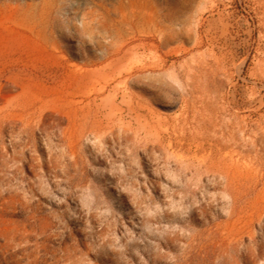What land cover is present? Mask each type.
<instances>
[{
	"label": "rangeland",
	"instance_id": "1",
	"mask_svg": "<svg viewBox=\"0 0 264 264\" xmlns=\"http://www.w3.org/2000/svg\"><path fill=\"white\" fill-rule=\"evenodd\" d=\"M0 264H264V0H0Z\"/></svg>",
	"mask_w": 264,
	"mask_h": 264
},
{
	"label": "bare ground",
	"instance_id": "2",
	"mask_svg": "<svg viewBox=\"0 0 264 264\" xmlns=\"http://www.w3.org/2000/svg\"><path fill=\"white\" fill-rule=\"evenodd\" d=\"M122 50V49H121ZM137 55V54H136ZM141 57V56H140ZM134 58V57H133ZM131 59V58H130ZM143 64V63H142ZM118 66V65H117ZM128 67V66H127Z\"/></svg>",
	"mask_w": 264,
	"mask_h": 264
}]
</instances>
